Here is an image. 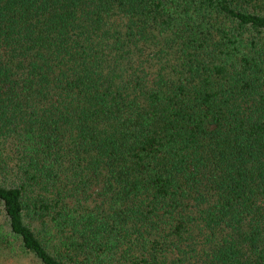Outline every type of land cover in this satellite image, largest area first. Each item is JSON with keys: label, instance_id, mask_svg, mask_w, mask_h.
Instances as JSON below:
<instances>
[{"label": "trees", "instance_id": "1", "mask_svg": "<svg viewBox=\"0 0 264 264\" xmlns=\"http://www.w3.org/2000/svg\"><path fill=\"white\" fill-rule=\"evenodd\" d=\"M0 232L33 264H264V0H0Z\"/></svg>", "mask_w": 264, "mask_h": 264}, {"label": "rangeland", "instance_id": "2", "mask_svg": "<svg viewBox=\"0 0 264 264\" xmlns=\"http://www.w3.org/2000/svg\"><path fill=\"white\" fill-rule=\"evenodd\" d=\"M2 221V220H1ZM0 238L6 241L5 236L0 232ZM0 264H33L27 258L14 256L10 253L8 246L0 248Z\"/></svg>", "mask_w": 264, "mask_h": 264}]
</instances>
